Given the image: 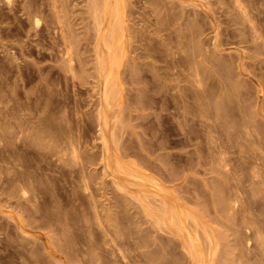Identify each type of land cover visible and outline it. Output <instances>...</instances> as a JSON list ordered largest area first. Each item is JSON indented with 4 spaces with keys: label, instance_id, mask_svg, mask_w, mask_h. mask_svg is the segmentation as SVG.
Wrapping results in <instances>:
<instances>
[{
    "label": "rangeland",
    "instance_id": "1",
    "mask_svg": "<svg viewBox=\"0 0 264 264\" xmlns=\"http://www.w3.org/2000/svg\"><path fill=\"white\" fill-rule=\"evenodd\" d=\"M50 1L12 0V3H8L7 0H0V93L2 92L0 98L3 95L2 99H4L0 106L3 107L7 104L9 106L18 105V109H21V113L18 112V118L23 116L26 119L21 117L20 121L17 119L15 122L24 121L26 123L25 126L33 128L24 127L21 130H17L20 133H24L23 137H21L22 134H18L21 138L18 136V139H11V141L6 139L1 141L0 144L1 146L6 145L0 147V149L4 148L5 153L3 154L10 156L12 161L14 160L13 163L15 162L13 164L8 161H0V175L2 174L0 179H5L6 176L8 178V174L11 172L12 174L15 173V170L17 171L16 174H20L18 172L24 170L23 172L26 171L29 173L26 174L33 178H29L31 182L28 181L30 183L28 185L26 183V186L24 185L28 190L26 194L28 193L29 196L22 194V192L20 193L22 189L19 187L23 188L24 183L14 187L17 191L14 194H19L18 196H13V194L9 196L7 190L5 192L0 190V264H9L10 260H12L10 264H61L62 259H60V262L58 261L62 256L65 260L67 259L64 264H73L68 259V256L70 258L72 253L68 246L71 253L69 252L70 255H67L68 249L66 245L70 241L71 244H75V246L72 244L75 250L71 248L73 253L86 254V256L84 255L86 259L91 255L90 257L96 261L97 259L102 260V262L98 260L102 264H111L110 261L115 258L120 259L122 264H193L187 249L183 245V237L177 231V228L173 224H166L164 219L162 220V217L167 216L164 213L167 207L182 215L184 222L189 225L188 229L193 224L194 230H189L192 231L191 233L194 232L193 234L198 233L194 236L200 237L199 243L201 242L200 245L204 246H202L204 253L207 250L205 249L206 245L211 244L213 248L215 246L214 249L206 246L210 249L207 250L208 253L206 251L207 256L205 254V262L203 264H264V144H262L264 143V129H262L264 128V43H261L262 38L264 39V0L240 1L244 4L243 6H245L246 10L250 12V15H253L251 16L253 21H250V23L247 22L248 20L243 19L245 17L242 16L241 10L239 11L236 0H197L206 3V5L209 3V13L205 10L206 8L188 5V3L186 5L184 2L187 0H124L128 35L125 40V48L121 47L126 50L124 51L123 49L125 53L122 52L125 60L121 57V68L117 65L119 67L117 68V70L119 69L118 81L115 79L116 82L121 81L118 84L121 83L120 85L124 84V86H122V93L117 88L119 93H117L118 96L113 102L114 105L119 100L120 105L117 104L119 107L111 105L112 107L108 108L106 115L108 116V126L106 128L108 130L106 131L113 137V148L114 151L116 148L117 151L115 152L118 153L115 156L117 155V159L121 158L119 161L120 165L121 163L122 165L120 166L114 162L116 161L115 157L111 169H105V162L103 161L100 147V125L97 112L99 104H101V80L98 79L97 75H93L95 74L96 66L94 48L96 40L94 39L97 38V31L90 8L91 3H89L91 0H59L62 7L64 6L63 11L65 14H62V16L65 15L63 17L65 22L63 24L57 23V20H54L55 17H52V8L47 5ZM32 5L33 7L41 8V12L44 10L43 15L41 12L37 13L41 15L36 14L34 16L29 14V11L33 9V7L30 9ZM45 5L47 6L44 7ZM26 6H29V8ZM47 7L51 8V13L47 11ZM64 9L68 11L66 12ZM27 12L28 15L26 14ZM49 15H51V18ZM66 16L67 18H65ZM32 17L41 18L38 26L39 30L35 27V19ZM50 19L54 20L55 23ZM50 21L53 23L52 26ZM251 22L258 27L256 29L258 34H260L259 36H262L261 40L257 39V41L254 38V32L250 29ZM218 28L219 43L223 41L219 44L220 51L213 44ZM64 29L67 32L65 37L62 33ZM65 31L64 33H66ZM40 33L41 35H39ZM62 37L67 40V43ZM66 45L71 47L75 74L69 72L67 66H65L67 65L65 62L67 56L64 54L67 49ZM121 48L119 50L122 51ZM221 49L224 51L222 52ZM120 56L118 55L117 58L120 59ZM207 56L210 57V60ZM223 58H225V61ZM118 62L120 61L118 60ZM241 64L244 65L242 66ZM130 69L133 72H130ZM196 71L200 73L198 78L202 80H205L203 79L204 77L206 78L207 81L205 80L203 85H199L196 80L193 82L194 79H190L196 77L194 75ZM188 85L191 87L189 88ZM234 85L240 86L235 90L232 89ZM202 86L205 87L203 88ZM202 89H207L206 92L210 94L209 96L205 94L209 105L205 101V104L201 105L205 110H208L206 114L208 113L209 115L207 114L206 116L209 118L205 116V119L203 117L204 120L202 119L201 121L196 118L199 123L193 124L188 120L186 121L183 113L187 109H194L200 103H196L193 98L185 97V95L195 96ZM224 90L225 92H223ZM193 92L194 94H191ZM121 94L123 97H120ZM4 96L7 98L5 99ZM124 104L125 106H123ZM201 106L200 108H202ZM110 108H113L112 111ZM76 109L77 111H75ZM187 115L192 117V115ZM1 116L2 114L0 113ZM40 116L44 118L42 122L38 120ZM28 119H32L33 127L31 126L32 123L28 125L31 121L26 122ZM34 124L38 130L36 127L34 128ZM39 125L46 131L45 135V131H41V133L43 132V137H39L41 135ZM207 126L210 127L209 131H207ZM1 128L0 126V133L2 131ZM25 128L28 129L27 132L23 131ZM189 130L192 132L194 130L192 133V136H194L193 140L188 137ZM212 130L213 134H211ZM111 131H113L114 135ZM209 133L211 134L210 137L208 136ZM40 138L43 139L41 140ZM70 139L73 141L75 139V141L73 142ZM22 143L25 145L24 148H30L27 151L28 154L24 153L26 150L23 151V148H21L23 147ZM26 143L29 144L26 145ZM116 145L120 147L121 153L118 152L119 148ZM18 147L21 148V151ZM74 147L78 151H76L78 155L73 152ZM6 148L7 151H5ZM8 148L10 151L18 148L20 153L14 152L11 155ZM242 151H244L243 154ZM15 153L16 157L19 156L17 160ZM18 165L22 166V168L20 169ZM258 165L259 168L257 167ZM137 167L141 168V170ZM14 168L15 170L13 171ZM116 168H122L120 171L123 172L126 169V173L122 172L125 175H120L121 173ZM257 168L261 171L260 173ZM9 169L10 173L7 172ZM133 169L138 174L142 171V175L135 174L133 177ZM142 169L146 170V173H143ZM130 170L132 171L131 175L133 174L131 178V175L129 176ZM147 174L153 179L150 177L148 179ZM136 175L140 179H135ZM152 175L156 177L154 178ZM32 182L36 185H32ZM148 182H152V185L150 183L147 184ZM251 182L252 185H250ZM135 183L142 186L135 187ZM6 184L4 183L3 185L8 187L9 184H7L8 186ZM162 185L165 187H161ZM3 187L0 189H3ZM166 187L168 188L166 189ZM230 187L233 189L231 190ZM16 188L21 190L19 191ZM152 189L153 192L151 191ZM169 190L172 197L169 196ZM30 191L33 193L31 194ZM131 191L135 192L136 195ZM141 193L145 196V199H142ZM150 193V197L154 195L152 198H156V202L152 198L148 199ZM229 193L230 195H228ZM163 196L165 199L167 198L165 202L169 206H166L164 201H162ZM18 200L20 201L19 203ZM144 200H147L148 205L152 207H150L151 209L148 206L149 210H147V204H145L147 202L142 203ZM10 202H12L11 205ZM232 202L235 203L233 204ZM226 203L227 205L229 203V207L232 205L235 210L234 208L232 210V206L230 208L226 207ZM33 204L36 206L35 208ZM26 207L27 209H25ZM159 207L161 209L156 211ZM35 209L36 211H34ZM95 211L99 212L96 213ZM8 212H12L15 216L24 220L30 235L21 232L19 228L17 229L16 221L8 218ZM35 219L37 220L35 221ZM12 223L16 225L13 226ZM214 228L215 230H213ZM67 233L70 237L66 236ZM20 234H22V237ZM23 235L25 238L29 237L27 238L29 241ZM207 236L209 244H207ZM215 239H217L218 244H216ZM203 241L207 242H205L206 245L203 244ZM25 243L26 245L28 244V247ZM76 245H78V248ZM209 251L212 252L210 254L213 257L210 256ZM119 252H122L123 255ZM215 252H217L218 257L214 256ZM58 256L61 257L58 258ZM122 256L126 257L121 259ZM206 257L207 260H210L209 262ZM77 263L80 264V262Z\"/></svg>",
    "mask_w": 264,
    "mask_h": 264
},
{
    "label": "bare ground",
    "instance_id": "2",
    "mask_svg": "<svg viewBox=\"0 0 264 264\" xmlns=\"http://www.w3.org/2000/svg\"><path fill=\"white\" fill-rule=\"evenodd\" d=\"M17 1V0H16ZM34 1V0H33ZM47 1V0H46ZM86 1V0H85ZM88 1H90V0H88ZM183 1V0H182ZM211 1V0H210ZM221 1V0H220ZM235 1V0H234ZM241 0H236V2H237V4H238V9H239V11L241 10V12H242V16H244L245 18H243V19H246V20H248L247 22H249L250 23V21H253V17H251V16H253V15H250V12H248V10H246V8H245V6H243L244 4H242L241 2H240ZM243 1V0H242ZM259 1V0H258ZM7 2L8 3H12V0H7ZM37 2V1H36ZM48 2H49V0H48ZM60 1L59 0H51L50 1V3H47V5L49 6H51V8H52V11L51 12H53V14H52V17L54 16L55 17V19L54 20H57V23H61V24H63V22H65V20H64V16H62V14H65L64 13V11H63V8H64V6L62 7V5L59 3ZM125 1L124 0H91V2H89V3H91V6H90V8H91V10H92V13H93V16H94V23H95V25H96V31H97V38L96 39H94V40H96L95 42H96V44H95V53H96V66H95V74H93V75H97V77H98V79H100L101 81H100V83H101V104H99L100 106H99V109H98V112H97V118H98V122H99V125H100V130H99V138H100V147H101V149H102V158H103V161L105 162V169H111L112 168V166H113V163L115 162L116 164H118V165H120V161H119V159H121L120 157H119V159H117V155L115 156V154H118V153H116L115 151H117L116 150V148H115V151H114V148H113V144H112V141H113V137H111V135H110V133H107V131L106 130H108V129H106L107 128V126H108V116H106L107 115V110H108V108L112 105V106H118L119 107V103L120 102H118L117 101V103L116 104H114L113 105V102H114V100H116V97L118 96L117 95V93H119V92H121L122 91V86H124V84L121 86L120 84H118L119 82H121V81H119V82H116V80L118 81V75H119V72H118V70H117V68H121V60H122V58H123V56H122V52H123V49L125 48V40H126V37H127V35H128V26H127V21H126V12H125V3H124ZM245 2V1H244ZM243 2V3H244ZM249 2V1H248ZM42 3V2H41ZM184 3H186V5H187V3H188V5H193V6H197V7H202V8H206L205 10L207 11V13H209V7H208V4L206 5V3H203V2H199V1H189V0H187V1H185ZM246 3V2H245ZM43 4H46V3H43ZM28 5V4H27ZM34 5V4H33ZM33 5L30 7V9L33 7ZM47 5H45L44 7H46ZM212 5V4H211ZM232 5V4H231ZM62 8H61V7ZM27 8H29V6H26ZM26 7H24V8H26ZM40 7H42V6H40ZM43 7V8H44ZM88 7V6H87ZM191 7V6H190ZM234 7V6H233ZM237 7V6H236ZM51 8H48L47 7V11H49V13H51L50 12V9ZM161 8V7H160ZM235 8V7H234ZM49 9V10H48ZM88 9V8H87ZM183 9V8H182ZM196 9V8H195ZM237 9V10H238ZM256 9V8H255ZM29 10V9H28ZM41 8H36V7H33V9L32 10H30L29 11V14H33L34 16L37 14V13H40L41 12ZM65 11H66V9H64ZM44 11V10H43ZM43 11L41 12V14L43 13ZM68 11V10H67ZM66 11V12H67ZM90 11V10H89ZM199 11V10H198ZM236 11V10H235ZM200 12V11H199ZM212 12V11H211ZM128 13V12H127ZM184 13V12H183ZM239 13V12H238ZM4 14V13H3ZM10 14V13H9ZM25 14V13H24ZM27 15H28V12L26 13ZM41 14H37V15H41ZM43 15V14H42ZM47 16V15H46ZM50 16V18H51V15H49ZM190 16V15H189ZM240 16V15H239ZM242 16H241V18H242ZM11 17V16H10ZM53 17V18H54ZM167 17V16H166ZM261 17V16H260ZM32 18H34V17H32ZM47 18V17H46ZM52 18V19H53ZM65 18H67V16L65 17ZM203 18V17H202ZM239 18V17H238ZM251 18H252V20H251ZM10 19V18H9ZM29 19H30V17H29ZM35 19V22H34V24H35V27H37V29H38V26L40 25V19L39 18H34ZM43 19V18H42ZM52 19H50V20H52ZM240 19V18H239ZM54 20H52V22L54 21ZM64 20V21H63ZM168 20V19H167ZM171 20V19H170ZM169 20V21H170ZM236 21V20H235ZM240 21V20H239ZM47 22H49V21H47ZM92 22V21H91ZM206 22V21H205ZM245 22V21H244ZM244 22H242V23H244ZM41 23H42V20H41ZM50 23H51V21H50ZM54 23H55V21H54ZM158 23H159V21H158ZM22 24V23H21ZM66 24V23H65ZM238 24H239V22H238ZM264 24V23H263ZM42 25V24H41ZM48 25V24H47ZM53 25V23H51V26ZM54 25H56V24H54ZM172 25V24H171ZM210 25V24H209ZM251 31L252 32H254L253 33V36H254V38L257 40V39H259V40H261V38H262V36L260 37L259 35L260 34H258V31H257V29H256V27L257 26H255L254 24H253V22H251ZM163 26V25H162ZM221 26V25H220ZM42 27H43V25H42ZM57 27V26H56ZM197 27V26H196ZM200 27V26H199ZM49 28H50V26H49ZM48 28V29H49ZM258 28V27H257ZM30 29V28H29ZM72 29V28H71ZM93 29V28H92ZM130 29V28H129ZM165 29H166V27H165ZM28 30V29H27ZM39 30V29H38ZM38 30H36V31H38ZM51 30V29H50ZM55 30V29H54ZM59 30V29H58ZM44 31V30H43ZM43 31H41V32H43ZM64 31H65V29H64ZM64 31L62 32L63 33V36L65 37L66 35L65 34H67V32L66 33H64ZM92 31V30H91ZM221 31V30H220ZM50 32V31H49ZM38 33V32H37ZM221 33V32H220ZM29 34V33H28ZM44 34V33H43ZM49 34V33H48ZM38 35V34H37ZM39 35H41V33L39 34ZM38 35V36H39ZM54 35V34H53ZM95 35V34H94ZM218 36H219V28L217 29V32H216V38H215V42H213V44H214V46H215V48L218 50V51H220V45L219 44H221V42H223V41H220V43H219V39H218ZM48 37V36H47ZM74 37V36H73ZM95 37V36H94ZM222 37V36H221ZM42 38V37H41ZM63 38V37H62ZM131 38H132V36H131ZM170 38V37H169ZM188 38V37H187ZM240 38V37H239ZM52 39H53V36H52ZM65 38H63V40H64ZM72 39V38H71ZM134 39V38H133ZM171 39V38H170ZM221 39V38H220ZM254 39V40H255ZM62 40V39H61ZM262 40H264L263 38H262ZM262 40H261V43H264V41L262 42ZM65 41H66V43H67V40L65 39ZM176 41V40H175ZM180 41V40H179ZM198 42H199V40H197ZM258 41V40H257ZM43 42V41H42ZM51 42V41H50ZM53 42V41H52ZM57 42V41H56ZM129 42V41H128ZM161 42V41H160ZM260 42V41H259ZM65 43V44H66ZM229 43V42H228ZM45 44V43H44ZM156 44V43H155ZM176 44H178V43H176ZM223 44V43H222ZM46 45H47V43H46ZM122 45V46H121ZM154 45V44H153ZM165 45V44H164ZM163 45V46H164ZM186 45V44H185ZM225 45V44H224ZM51 46V45H50ZM152 46V45H151ZM222 46V45H221ZM258 46V45H257ZM261 46H263V45H261ZM43 47V46H42ZM41 47V48H42ZM64 47V46H63ZM121 47H124V48H121ZM131 47V46H130ZM165 47V46H164ZM187 47V46H186ZM260 47V46H259ZM66 52L64 53L66 56H67V60L65 61L66 63H67V65H65V66H67V69H68V71L69 72H72V74H75V66H74V58L72 57V52H71V47H70V45H66ZM122 49V51L121 50H119V49ZM134 48V47H133ZM151 48V47H150ZM46 49V48H45ZM48 49V48H47ZM50 49V48H49ZM131 49V48H130ZM169 49H171L170 47H169ZM173 49V48H172ZM188 49H190V48H188ZM256 49H258V48H256ZM261 49H262V47H261ZM132 50V49H131ZM233 50V49H232ZM39 51V50H38ZM119 51H121L120 53H119ZM124 51H126L125 49H124ZM188 51V50H187ZM207 51V50H206ZM221 51L223 52L224 50H222L221 49ZM44 52V51H43ZM52 52V51H51ZM156 52V51H155ZM167 52V51H166ZM196 52V51H195ZM194 52V53H195ZM227 52V51H226ZM39 53V52H38ZM63 53V52H62ZM119 53V54H118ZM123 53H125V52H123ZM159 53V52H158ZM175 53V52H174ZM190 53V52H189ZM198 53V52H197ZM207 53H208V51H207ZM219 53V52H218ZM232 53V52H231ZM230 53V54H231ZM234 53V52H233ZM40 54V53H39ZM52 54H53V52H52ZM120 54H121V56H120ZM133 54V53H132ZM168 54V53H167ZM216 54H217V52H216ZM119 55L120 57V59H118L117 58V56ZM155 55V54H154ZM169 55H170V53H169ZM188 55V54H187ZM197 55H199V54H197ZM196 55V56H197ZM212 55V54H211ZM218 55V54H217ZM229 55V54H228ZM231 55H233V54H231ZM124 56H125V54H124ZM127 56H128V54H127ZM149 56H151L150 54H149ZM167 56V55H166ZM190 56H192V55H190ZM209 56H210V54H209ZM227 56V55H226ZM238 56V55H237ZM15 57H16V55H15ZM54 57V56H53ZM122 57V58H121ZM168 57V56H167ZM174 57V56H173ZM208 57V56H207ZM221 57V56H220ZM223 57V56H222ZM232 57V56H231ZM115 58H117V60H115ZM165 58V57H164ZM179 58V57H178ZM195 58V57H194ZM209 58V60H210V57H208ZM226 58V57H225ZM225 58H223L224 59V61H225ZM233 58H235L234 56H233ZM237 58V57H236ZM2 59V58H1ZM124 60H125V57L123 58ZM215 59V58H214ZM118 60L120 61V62H118ZM129 60H131V59H129ZM172 60V59H171ZM178 60V59H177ZM208 60V61H209ZM220 60V59H219ZM238 60V59H237ZM245 60V59H244ZM168 61V60H167ZM170 61V60H169ZM175 61V60H174ZM180 61H181V58H180ZM186 61H187V59H186ZM199 61V60H198ZM212 61V60H211ZM243 61V60H242ZM241 61V62H242ZM126 62V61H125ZM128 62V61H127ZM176 63H177V61H175ZM182 62H184L183 60H182ZM76 63V62H75ZM115 63H117V64H115ZM129 63H131V62H129ZM173 63V62H172ZM185 63V62H184ZM188 64H189V62H187ZM209 63V62H208ZM213 63V62H212ZM211 63V64H212ZM171 64V63H170ZM186 64V63H185ZM201 64V63H200ZM232 64H233V62H232ZM36 65V64H35ZM34 65V66H35ZM117 65H119V67L117 66ZM121 65V66H120ZM181 65V64H180ZM180 65H178V66H180ZM215 65V64H214ZM226 65V64H225ZM242 65V64H241ZM244 65V64H243ZM242 65V66H243ZM140 66V65H139ZM173 66V65H172ZM184 66V65H183ZM186 66V65H185ZM189 66V65H188ZM211 66V65H210ZM43 67V66H42ZM53 67V66H52ZM93 67V66H92ZM141 67V66H140ZM191 67V66H190ZM26 68V67H25ZM139 68V67H138ZM220 68V67H219ZM222 68V67H221ZM242 68V67H241ZM66 69V68H65ZM91 69V68H90ZM133 69V68H132ZM172 69V68H171ZM190 69V68H189ZM203 69V68H202ZM223 69V68H222ZM229 69V68H228ZM9 70V69H8ZM131 70V69H130ZM134 70V69H133ZM133 70H131L130 72H133ZM151 70L152 71H154L152 68H151ZM167 70V69H166ZM169 70V69H168ZM195 70V69H194ZM230 70V69H229ZM233 70H234V68H233ZM243 70V69H242ZM35 71V70H34ZM59 71H60V69H59ZM94 71H93V73H94ZM180 71V70H179ZM183 71V70H182ZM193 71V70H192ZM224 71V70H223ZM235 71V70H234ZM78 72V71H77ZM121 72V71H120ZM122 72H123V70H122ZM121 72V73H122ZM233 72V71H232ZM33 73V72H32ZM42 73V72H41ZM51 73V72H50ZM136 73H138V72H136ZM169 73V72H168ZM189 73V72H188ZM193 73V72H192ZM191 73V74H192ZM131 74V73H130ZM194 74V73H193ZM199 71H196V73L194 74L196 77H194V78H190V79H194L193 80V82L196 80L197 81V83L199 84V85H203V82L206 80V78L204 77H202L203 79H205V80H202L201 78H198L199 77ZM202 74V73H201ZM236 74V73H235ZM13 75V74H12ZM50 75V74H49ZM123 75H124V73H123ZM134 75V74H133ZM144 75V74H143ZM168 75V74H167ZM190 75V74H189ZM206 75V74H205ZM210 75V74H209ZM223 75V74H222ZM226 75V74H225ZM59 76V75H58ZM137 76V75H136ZM164 76V75H163ZM171 76V75H170ZM178 76V75H177ZM193 76V75H192ZM203 76V75H202ZM212 76V75H211ZM236 76V75H235ZM1 77V76H0ZM94 77V76H93ZM133 77H135V76H133ZM141 77V76H140ZM157 77V76H156ZM172 77V76H171ZM226 77V76H225ZM220 78V77H219ZM235 78V77H234ZM95 79H97V78H95ZM116 79V80H115ZM135 79V78H134ZM139 79V78H138ZM144 79H145V76H144ZM171 79V78H170ZM186 79V78H185ZM44 80V79H43ZM125 80V79H124ZM129 80V79H128ZM137 80V79H136ZM141 80V79H140ZM156 80V79H155ZM159 80V79H158ZM167 80V79H166ZM133 81V80H132ZM138 81V80H137ZM160 81V80H159ZM207 81V80H206ZM47 82V81H46ZM144 82V81H143ZM209 82V81H208ZM228 82V81H227ZM241 82V81H240ZM27 83V82H26ZM45 83V82H44ZM147 83V82H146ZM156 83V82H155ZM154 83V84H155ZM210 83V82H209ZM236 83V82H235ZM16 84V83H15ZM97 84H98V82H97ZM186 85V84H185ZM195 85H196V82H195ZM230 85V84H229ZM40 86V85H39ZM96 86H98V85H96ZM153 86V85H152ZM160 86V85H159ZM165 86V85H164ZM194 86V85H193ZM240 86V85H239ZM239 86H237V85H234V86H232V89H235V90H237L238 88H239ZM43 87V86H42ZM100 87V86H99ZM169 87V86H168ZM188 87H189V85H188ZM187 87V88H188ZM191 87V86H190ZM189 87V88H190ZM203 88L205 87V86H202ZM219 87H220V85H219ZM228 87H231V86H228ZM234 87V88H233ZM245 87V86H244ZM9 88V87H8ZM117 88H119L118 90H119V92H117L118 90H117ZM137 88V87H136ZM164 88V87H163ZM183 88H186V87H183ZM209 88V87H208ZM22 89H24V88H22ZM98 89V88H97ZM150 89V88H149ZM153 89V88H152ZM159 89V88H158ZM170 89V88H169ZM198 90H199V88H197ZM230 89V88H229ZM228 89V90H229ZM243 89V88H242ZM11 90V89H10ZM42 90V89H41ZM191 90H192V88H191ZM198 90H196V91H198ZM206 90L207 89H202V91H200V92H197V94L195 95V96H193V95H190V94H186L185 95V97H188V98H193L194 100H195V102L196 103H198L200 106L201 105H204L205 103H204V101L205 102H207V104H208V101H206L207 100V96H205V94H208L207 92H206ZM246 90V89H245ZM1 91V90H0ZM29 91V90H28ZM43 91V90H42ZM139 91V90H138ZM143 91V90H142ZM149 91V90H148ZM160 91H161V89H160ZM165 91V90H164ZM188 91V90H187ZM190 91V90H189ZM215 91V90H214ZM230 91V90H229ZM38 92V91H37ZM45 92V91H44ZM152 92V91H151ZM159 92V91H158ZM165 92H167V91H165ZM204 92H206V93H204ZM219 92V91H218ZM218 92H217V94H218ZM223 92H225V90L223 91ZM122 93V92H121ZM173 93V92H172ZM0 94H2V92L0 93ZM4 94V93H3ZM38 94V93H37ZM171 94V93H170ZM191 94H194V92L193 93H191ZM231 94H232V92H231ZM234 94H236L235 92H234ZM6 95V94H5ZM24 95V94H23ZM40 95V94H39ZM156 95V94H155ZM169 95V94H168ZM210 94H208V96H209ZM12 96V95H11ZM122 96V94L120 95V97ZM222 96V95H221ZM228 96V95H227ZM233 96V95H232ZM0 97H1V95H0ZM29 97V96H28ZM123 97V96H122ZM162 97V96H161ZM171 97V96H170ZM184 97V96H183ZM224 97V96H223ZM2 98H3V95H2ZM2 98H0V105H1V103L2 102H4V99H2ZM4 98H5V96H4ZM7 98V97H6ZM5 98V99H6ZM18 98H20V97H18ZM37 98V97H36ZM157 98V97H156ZM167 98V97H166ZM209 98H211V97H209ZM208 98V99H209ZM222 98V97H221ZM2 99V100H1ZM62 99V98H61ZM119 99V98H118ZM184 99H186V98H184ZM16 101H17V99H15ZM21 100H22V98H21ZM32 100V99H31ZM36 100V99H35ZM39 100V99H38ZM44 100V99H43ZM158 100V99H157ZM161 100H163V99H161ZM169 100V99H168ZM178 100V99H177ZM176 100V101H177ZM194 100H192V101H194ZM34 101V100H33ZM42 101V100H41ZM99 101V100H98ZM165 101V100H164ZM175 101V102H176ZM218 101V100H217ZM6 102V101H5ZM28 102V101H27ZM134 102V101H133ZM151 102V101H150ZM181 102V101H180ZM210 102V101H209ZM212 102H214V101H212ZM235 102V101H234ZM7 103V102H6ZM5 103V104H6ZM18 104H20L19 102H17ZM41 103V102H40ZM43 103V102H42ZM44 103H46V102H44ZM141 103V102H140ZM155 103V102H154ZM16 104V103H15ZM39 104V103H38ZM117 104H119V105H117ZM213 104V103H212ZM218 104V103H217ZM35 105V104H34ZM196 106V107H194V109L195 108H197V107H199L198 109H195V110H197V111H195L194 109H187V110H185V113H183V115H184V117H185V119H186V121L188 120V121H190V122H192L193 124L194 123H199L198 121L200 120H202L203 119V117H204V119H205V116L208 114H206V112L208 111V110H205V108H203L202 106V108H200V106ZM209 105V104H208ZM220 105V104H219ZM223 105V104H222ZM3 106V105H2ZM18 106V105H17ZM16 105H12V106H9L8 104L7 105H5V106H3V107H1L0 106V113L2 114V116L0 117V121H2V123H0V126L2 127L1 129H2V131H1V133H0V144H1V141H4V140H10L11 141V139H18L19 137H20V135L22 134V136L21 137H23V134L24 133H20L19 131H17V130H21V129H23L24 127H27V125L25 126V122L24 121H21V122H15V120L17 121V119H19L18 121H20V118L21 117H23V116H19L20 118H18V112H20V110L18 109V107H17ZM25 106V105H24ZM45 106V105H44ZM64 106H65V104H64ZM67 106V105H66ZM111 106V107H112ZM123 106H125V104L123 105ZM28 107V106H27ZM40 107V106H39ZM46 107V106H45ZM143 107V106H142ZM166 107V106H165ZM176 107H177V105H176ZM205 107V106H204ZM225 107V106H224ZM19 108H23V107H19ZM43 108V107H42ZM125 108V107H124ZM163 108V107H162ZM191 108V107H190ZM193 108V107H192ZM30 109V108H29ZM111 109V108H110ZM113 109V108H112ZM112 109H111V111H112ZM212 109V108H211ZM216 109H217V106H216ZM219 109V108H218ZM221 109H222V107H221ZM19 110V111H18ZM42 110V109H41ZM44 110V109H43ZM51 110V109H50ZM119 110V109H118ZM193 110V111H192ZM213 110V109H212ZM227 110V109H226ZM225 110V111H226ZM262 110V109H261ZM75 111H77V109L75 110ZM96 111V110H95ZM218 111V110H217ZM43 112V111H42ZM45 112V111H44ZM177 112V111H176ZM196 112V113H195ZM21 113V112H20ZM28 113V112H27ZM115 113V112H114ZM219 113V112H218ZM33 114V113H32ZM111 114V113H110ZM121 114V113H120ZM160 114V113H159ZM187 114H189V115H192V117L190 116V117H188V115ZM220 114V113H219ZM27 115V114H26ZM78 115V114H77ZM115 115V114H114ZM161 115V114H160ZM173 115V114H172ZM209 115V114H208ZM30 116V115H29ZM221 116V115H220ZM231 116V115H230ZM43 117H44V115H43ZM41 118V116L39 117V119L38 120H41L40 122H42V119H44V118ZM96 117V116H95ZM115 117V116H114ZM173 117V116H172ZM208 116H206V118H207ZM214 117V116H213ZM23 118H25V117H23ZM36 118V117H35ZM199 119L198 121H197V119ZM209 118V117H208ZM212 118V117H211ZM26 119V118H25ZM203 119V120H204ZM14 120V121H13ZM22 120V119H21ZM32 120V119H31ZM31 120H26V122H30ZM114 120V119H113ZM208 120V119H207ZM226 120V119H225ZM224 120V121H225ZM44 121V120H43ZM110 121V120H109ZM176 121V120H175ZM234 121V120H233ZM32 123V121L30 122V123H28V125L29 124H31ZM36 123V122H35ZM205 123V122H204ZM210 123V122H209ZM224 123V122H223ZM38 124H40V123H38ZM44 124V123H43ZM184 124V123H183ZM185 124H187V123H185ZM203 124V123H202ZM207 124V123H206ZM220 124V123H219ZM226 124H227V122H226ZM230 124H232V123H230ZM235 124V123H234ZM180 125V124H179ZM189 125V124H188ZM31 126L33 127V123L31 124ZM181 126V125H180ZM231 126V125H230ZM30 126H28L27 128H29ZM36 127V129L38 130V128H37V126H35V124H34V128ZM39 127H40V125H39ZM153 127V126H152ZM188 127V126H187ZM196 127V126H195ZM194 127V128H195ZM203 127V126H202ZM204 127H205V125H204ZM218 127H219V125H218ZM217 127V128H218ZM224 127H226V126H224ZM259 127V126H258ZM257 127V128H258ZM27 128H25V130H23L24 132H27ZM41 128V127H40ZM46 128V127H45ZM110 128V127H109ZM181 128H183V127H181ZM190 128V127H189ZM207 128H208V130L207 131H209V129H210V127H208L207 126ZM216 128V129H217ZM220 128H222V127H220ZM230 128V127H229ZM29 129H33V128H29ZM36 129H34L35 131H36ZM42 129V130H41ZM41 129H39L40 130V134L42 135V133L45 131L44 129H43V127L41 128ZM67 129H69V128H67ZM153 129V128H152ZM192 129V128H191ZM203 129V128H202ZM233 129V128H232ZM231 129V130H232ZM238 129V128H237ZM262 129H264V128H262ZM262 129H260V130H262ZM44 130V131H43ZM98 130V129H97ZM109 130H111V129H109ZM112 130H113V128H112ZM196 130V129H195ZM218 130V129H217ZM220 130V129H219ZM222 130H223V128H222ZM41 131H43L42 133H41ZM50 131V130H49ZM48 131V132H49ZM203 131V130H202ZM233 131V130H232ZM258 131H259V129H258ZM50 132H52V131H50ZM55 132V131H54ZM110 132V131H109ZM112 133H113V131H111ZM187 132V131H186ZM193 132H194V130H193ZM191 130H189V132H188V137L190 138V139H192L193 140V137L194 136H192V133H193ZM222 132V131H221ZM38 133H39V131H38ZM38 133H36V134H38ZM111 133V134H112ZM180 133V132H179ZM199 133V132H198ZM226 133V132H225ZM258 133H260V132H258ZM18 134H20V135H18ZM46 134V131H45V133H44V135ZM49 134H51V133H49ZM117 134H119V133H117ZM211 134H213V130H212V133ZM210 133H209V137H210V135H211ZM217 134V133H216ZM216 134H214V135H216ZM39 135V134H38ZM37 135V136H38ZM39 136V137H43V135L42 136ZM113 135H114V133H113ZM19 136V137H18ZM32 136V135H31ZM48 136V135H47ZM56 136V135H55ZM60 136V135H59ZM197 136V135H196ZM218 137H219V135H217ZM222 136V135H221ZM235 136V135H234ZM20 137V138H21ZM33 137V136H32ZM31 137V138H32ZM63 137V136H62ZM187 137V138H188ZM237 137H238V135H237ZM30 138V139H31ZM36 138V137H35ZM213 138V137H212ZM239 138V137H238ZM26 139V138H25ZM28 139V138H27ZM34 139V138H33ZM41 139V138H40ZM43 139V138H42ZM41 139V140H42ZM46 139V138H45ZM50 139V138H49ZM56 139V138H55ZM180 139V138H179ZM197 139V138H196ZM198 139H199V137H198ZM211 139V138H210ZM209 139V140H210ZM223 139V138H222ZM227 139H229V138H227ZM235 139V138H234ZM237 139V138H236ZM37 140H38V137H37ZM47 140V139H46ZM53 140V139H52ZM70 140H72V139H70ZM189 140V139H188ZM213 140V139H212ZM13 141V140H12ZM24 141V140H23ZM33 141V140H32ZM35 141V140H34ZM73 141V140H72ZM74 141H75V139H74ZM73 141V142H74ZM163 141V140H162ZM190 141V140H189ZM195 141V140H194ZM199 141V140H198ZM214 141V140H213ZM253 141V140H252ZM36 142V141H35ZM71 142V141H70ZM72 142V143H73ZM191 142V141H190ZM193 142V141H192ZM196 142H197V140H196ZM217 142V141H216ZM219 142H220V140H219ZM228 142V141H227ZM230 142V141H229ZM38 143V142H37ZM42 143V142H41ZM125 143V142H124ZM195 143V142H194ZM226 143V142H225ZM259 143H260V139H259ZM17 144V143H16ZM20 144H21V142H20ZM29 144V143H28ZM27 143H26V145H28ZM39 144V143H38ZM52 144V143H51ZM54 144H55V142H54ZM117 144V143H116ZM216 144V143H215ZM254 144V143H253ZM258 144V143H257ZM262 144H264V143H262ZM22 145H23V147H21V148H23V151H25L26 150V152H24V153H27V151L28 150H30V148L28 149V148H24V144L22 143ZM36 145V144H35ZM58 145V144H57ZM75 145V144H74ZM161 145V144H160ZM164 145V144H163ZM213 145V144H212ZM225 145V144H224ZM242 145V144H241ZM248 145V144H247ZM3 147L4 146H6V145H2ZM1 145H0V147H2ZM18 146V145H17ZM20 146V145H19ZM40 146H42V145H40ZM53 146V145H52ZM56 146V145H55ZM117 147H118V145H116ZM122 146V145H121ZM218 146H220V145H218ZM233 146V145H232ZM264 146V145H263ZM31 147V146H30ZM58 147V146H57ZM71 147V146H70ZM94 147V146H93ZM115 147V146H114ZM161 147V146H160ZM225 147V146H224ZM245 147V146H244ZM257 147V146H256ZM18 148H20V147H18ZM18 148H17V150H15V149H12L11 151L9 150V148H8V151H10V154L11 155H13V153L14 152H18ZM21 148H20V151H21ZM36 148V147H35ZM53 148V147H52ZM119 148V153H121L120 152V147H118ZM129 148V147H128ZM215 148H216V146H215ZM227 148V147H226ZM231 148V147H230ZM240 148V147H239ZM248 148V147H247ZM255 148V147H254ZM262 148V147H261ZM261 148H260V150H261ZM56 150H58V148H56ZM55 150V151H56ZM60 150V149H59ZM74 151L73 152H75V154H77L76 153V148L74 147V149H73ZM5 151H7V148H6V150ZM38 151V150H37ZM215 151V150H214ZM217 151V150H216ZM222 151V150H221ZM232 151V150H231ZM240 151V150H239ZM254 151V150H253ZM259 151V150H258ZM72 152V153H73ZM78 152V151H77ZM225 152H226V150H225ZM238 152V151H237ZM243 152L244 151H242V154H243ZM3 153H5L4 152V148H2V149H0V161H8L9 163H13V161H12V159L10 158V156H6V155H4ZM16 153H15V158H16V160L18 159V157H16ZM18 153H20V152H18ZM32 153V152H31ZM134 153V152H133ZM236 153V152H235ZM246 153V152H245ZM244 153V154H245ZM261 153V152H260ZM28 154V153H27ZM37 154H39L38 152H37ZM74 154V155H75ZM126 154V153H125ZM135 154V153H134ZM229 154V153H228ZM234 154V153H233ZM239 154V153H238ZM26 155V154H25ZM54 155V154H53ZM60 155H61V153H60ZM78 155V154H77ZM130 155V154H129ZM255 155V154H254ZM262 155H263V152H262ZM27 156V155H26ZM119 156V155H118ZM136 156V155H135ZM201 156V155H200ZM253 156V155H252ZM13 157V156H12ZM23 157V156H22ZM37 157V156H36ZM116 157V161H114L113 162V160H114V158ZM122 157H124V155H122ZM228 157V156H227ZM239 157V156H238ZM244 157V156H243ZM245 157H246V155H245ZM257 157V156H256ZM15 158H13V159H15ZM30 158H31V156H30ZM41 158V157H40ZM49 158V157H48ZM80 158V157H79ZM93 158V157H92ZM125 159V158H124ZM214 159V158H213ZM15 160V161H16ZM26 160V159H25ZM35 160V159H34ZM135 160H136V158H135ZM216 160V159H215ZM234 160H235V158H234ZM258 160V159H257ZM10 161H12V162H10ZM80 161V160H79ZM248 161H249V159H248ZM261 161V160H260ZM2 162V163H3ZM7 162V163H8ZM25 162V161H24ZM31 162V161H30ZM97 162V161H96ZM137 162H138V160H137ZM143 162V161H142ZM148 162V161H147ZM215 162V161H214ZM232 162V161H231ZM258 162V161H257ZM15 163V162H14ZM13 163V164H14ZM34 163V162H33ZM37 163V162H36ZM81 163V162H80ZM126 163V162H125ZM255 163V162H254ZM253 163V164H254ZM17 164V163H16ZM20 164V163H19ZM22 164V163H21ZM50 164V163H49ZM124 164V163H123ZM236 164H238V163H236ZM235 164V165H236ZM250 164V163H249ZM262 164V163H261ZM81 165V164H80ZM121 165H122V163H121ZM120 165V166H121ZM132 165V164H131ZM142 165V164H141ZM257 165V164H256ZM263 165V164H262ZM2 166V165H1ZM19 166V165H18ZM25 166V165H24ZM46 166V165H45ZM50 166V165H49ZM128 166H130V165H128ZM136 166H138V165H136ZM239 166V165H238ZM248 166V165H247ZM254 166V165H253ZM6 167V166H5ZM7 167H9V166H7ZM11 167V166H10ZM13 167V166H12ZM17 167V166H16ZM20 167V166H19ZM122 167H125V166H122ZM152 167V166H151ZM237 167V166H236ZM258 168H259V165L257 166ZM22 168V166L20 167V169ZM34 168V167H33ZM42 168H44V167H42ZM84 168V167H83ZM129 168V167H128ZM137 168H139V167H137ZM156 168V167H155ZM154 168V169H155ZM257 168V170H259ZM2 169V168H1ZM7 169V168H6ZM5 169V170H6ZM25 169H27L26 167H25ZM35 169V168H34ZM50 169V168H49ZM117 169V168H116ZM122 169V168H121ZM121 169H117V171L118 172H120L121 174L120 175H122L123 173H126L125 171H126V169H125V171L123 172V171H120ZM130 169V168H129ZM136 169V168H135ZM140 170H141V168H139ZM145 169V168H144ZM152 169V168H151ZM157 169V168H156ZM248 169V168H247ZM4 170V171H5ZM15 170V168L13 169V171ZM19 170V169H18ZM28 170V169H27ZM56 170V169H55ZM124 170V169H123ZM132 170V169H131ZM130 170V171H131ZM137 170V169H136ZM136 170H134L133 169V171H134V175H133V177L135 176V174H137V175H139V174H141V172L138 174L137 173V171ZM143 170V169H142ZM238 170V169H237ZM249 170V169H248ZM253 170H254V168H253ZM3 171V172H4ZM20 171V170H19ZM24 171V170H23ZM23 171H21V172H23ZM78 171H80V170H78ZM144 172L143 173H146L145 171L146 170H143ZM149 171V170H148ZM246 171V170H245ZM7 172L8 173H10V169H9V171L7 170ZM15 173H13L12 174V172L10 173V174H8V178H7V176H6V178L5 179H0V181H1V183H0V186L1 185H3L4 183H7V184H9V186L8 187H6V186H1V187H3V189H0V190H3L4 192L7 190V192H8V194H9V196H10V194H13V196L14 195H17L16 193L14 194V192L16 191L15 190V188L14 187H18L19 186V184L21 185V184H23V188L22 187H19V188H21V189H19V188H16V189H19V191H20V193L22 192V194H26V191L28 192V190H27V188L25 187L26 186V183H27V185L31 182L30 180L31 179H33V178H31L32 176H28L27 174H29V173H27L26 171L25 172H23V173H21V172H18V173H20V174H16V170L14 171ZM37 172V171H36ZM65 172V171H64ZM111 172H112V170H111ZM123 172V173H122ZM261 171L259 170V173H260ZM27 173V174H26ZM104 173V172H103ZM131 173H132V171L130 172V174H129V176L131 175ZM237 173V172H236ZM248 173V172H247ZM251 173H252V171H251ZM258 173V174H259ZM12 174V175H11ZM78 174V173H77ZM114 174V173H113ZM159 174V173H158ZM157 174V175H158ZM246 174V173H245ZM254 174V173H253ZM252 174V175H253ZM2 175V174H1ZM0 175V178H2V176ZM4 175V174H3ZM6 175V174H5ZM49 175V174H48ZM123 175H125V174H123ZM132 175L130 176V178L132 177ZM136 175V176H137ZM142 175V174H141ZM159 175H161V174H159ZM233 175V174H232ZM248 175V174H247ZM47 176V175H46ZM82 176V175H81ZM115 176V175H114ZM144 176H145V174H144ZM143 176V177H144ZM147 177H148V179H149V174H147L146 175ZM152 176H154V175H152ZM250 176V175H249ZM256 176V175H255ZM3 177H5V176H3ZM156 176H154V178H155ZM171 177V176H170ZM174 177V176H173ZM251 177V176H250ZM254 177V176H253ZM29 178H31L30 180H29ZM40 178V177H39ZM53 178V177H52ZM129 178V177H128ZM150 178H152V177H150ZM256 178V177H255ZM46 179V178H45ZM118 179V178H117ZM135 179H140V177L139 176H137ZM145 179V178H144ZM153 179V178H152ZM258 179V178H257ZM86 180V179H85ZM130 180V179H129ZM233 180V179H232ZM28 181H30L29 183H28ZM36 181V180H35ZM43 181V180H42ZM82 181V180H81ZM135 181V180H134ZM137 181V180H136ZM152 181V180H151ZM156 181H157V178H156ZM167 181V180H166ZM258 181V180H257ZM3 182V183H2ZM143 182V181H142ZM172 182V181H171ZM229 182V181H228ZM232 182V181H231ZM235 182H236V180H235ZM261 182V181H260ZM48 183V182H47ZM117 183V182H116ZM126 183H128V182H126ZM151 184L152 185V182H148L147 184ZM162 183V182H161ZM169 183V182H168ZM242 183V182H241ZM40 184V183H39ZM87 184V183H86ZM130 184V183H129ZM129 184H127L128 186H129ZM163 184V183H162ZM237 184H239L238 182H237ZM245 184V183H244ZM25 185V186H24ZM32 185H36V184H33V182H32ZM41 185V184H40ZM52 185V184H51ZM132 185H133V182H132ZM165 185V184H164ZM164 185H162L161 187H163ZM228 185V184H227ZM230 185V184H229ZM250 185H252V182H251V184ZM260 185V184H259ZM29 186H31V185H29ZM44 186V185H43ZM136 186H142V185H137L136 183H135V187ZM146 186V185H145ZM154 186H155V184H154ZM153 186V187H154ZM160 186V185H159ZM158 186V187H159ZM166 186V185H165ZM164 186V187H165ZM0 187V188H1ZM25 187V188H24ZM35 187V186H34ZM38 187H40V186H38ZM134 187V186H133ZM152 187V188H153ZM160 187V188H161ZM163 187V188H164ZM229 187V186H228ZM13 188H14V190H13ZM32 188H33V186H32ZM37 188V187H36ZM88 188V187H87ZM142 188V187H141ZM147 188V187H146ZM155 188H157V187H155ZM168 187H166V189H167ZM231 188V187H230ZM30 189V188H29ZM39 189H41V188H39ZM89 189V188H88ZM133 189V188H132ZM171 189V188H170ZM233 188H231V190H232ZM236 189H237V187H236ZM129 190V189H128ZM165 190V189H164ZM163 190V191H164ZM229 190V189H228ZM19 191H18V193H19ZM139 191H140V189H139ZM152 192H153V189L151 190ZM157 191V190H156ZM247 191V190H246ZM2 192V191H1ZM17 192V191H16ZM31 192V191H30ZM132 192V191H131ZM138 192V191H137ZM144 192V191H143ZM145 192H147V191H145ZM161 192H162V190L160 191V194H161ZM168 192V191H167ZM166 192V194L168 195V193L170 194L169 196H171V193H170V190H169V192L167 193ZM232 192V191H231ZM3 193V192H2ZM2 193H1V195H2ZM33 192H31V194H32ZM37 193V192H36ZM134 195H136L135 194V192H132ZM233 193V192H232ZM259 193V192H258ZM263 193V192H262ZM6 195H7V193H5ZM88 194V193H87ZM146 194V193H145ZM148 194V193H147ZM234 194H235V192H234ZM254 194V193H253ZM19 195V194H18ZM17 195V196H18ZM26 195H28V193L26 194ZM94 195V194H93ZM141 195L143 196L142 197V199L144 198L145 199V196L141 193ZM224 195V194H223ZM228 195H230V193L228 194ZM258 195H260V194H258ZM3 196V195H2ZM29 196V195H28ZM35 196V195H34ZM37 196V195H36ZM43 196V195H42ZM151 196V193L148 195V199L149 198H152V197H150ZM158 196V195H157ZM232 196H234V195H232ZM255 196V195H254ZM4 197V196H3ZM25 197V196H24ZM57 197V196H56ZM172 197V196H171ZM180 197V196H179ZM10 198V197H9ZM26 199H28L27 197H25ZM25 198H23V199H25ZM39 198V197H38ZM169 198V197H168ZM229 198V197H228ZM260 198V197H259ZM8 199V198H7ZM7 199H5V201H7ZM25 199V200H26ZM57 199V198H56ZM92 199V198H91ZM93 199H94V197H93ZM154 198H152V200H153ZM156 199V198H155ZM154 199V200H155ZM167 199V198H166ZM165 198H164V196H163V198H162V201H164V203H165V205L166 206H169L168 204H166V202H165V200H166ZM170 199V198H169ZM168 199V200H169ZM232 199H234V198H232ZM231 199V200H232ZM257 199V198H256ZM4 200V199H3ZM29 200V199H28ZM34 200V199H33ZM35 200H38V199H35ZM41 200H42V198H41ZM45 200H46V198H45ZM160 200V199H159ZM158 200V201H159ZM174 200V199H173ZM10 201H11V199H10ZM92 201V200H91ZM234 201V200H233ZM257 201V200H256ZM259 201V200H258ZM264 201V200H263ZM20 201L18 200V203H19ZM32 202V201H31ZM30 202V203H31ZM34 202V201H33ZM51 202V201H50ZM145 203V202H147V200L145 201H142V203ZM155 202H156V200H155ZM223 202V201H222ZM229 202H231L230 200H229ZM248 202V201H247ZM253 202V201H252ZM251 202V203H252ZM42 203V202H41ZM160 203V202H159ZM233 203V202H232ZM235 203V202H234ZM233 203V204H234ZM12 204V202H10V205ZM34 204H36V203H34ZM34 204H33V206H34ZM46 204V203H45ZM50 204V203H49ZM145 204H147V206H146V208H148V206H149V208L151 207L150 205H148V202L147 203H145ZM154 204V203H153ZM157 204V203H156ZM161 204V203H160ZM225 204V203H224ZM8 205V204H7ZM17 205V204H16ZM27 205H29V204H27ZM32 205V204H31ZM92 205V204H91ZM165 205H164V208H165ZM175 205V204H174ZM226 205H227V203H226ZM228 205H229V203H228ZM226 206V207H228V208H230L232 205H230V207L229 206ZM24 206V205H23ZM22 206V207H23ZM59 206H61V205H59ZM155 206V205H154ZM171 207H173L172 205H170ZM177 206V205H176ZM189 206V205H188ZM5 207V206H4ZM25 207V206H24ZM31 207V206H30ZM36 206H34V208H35ZM54 207V206H53ZM90 207V206H89ZM94 207V206H93ZM156 207V206H155ZM243 207V206H242ZM7 208V207H6ZM29 208V207H28ZM46 208V207H45ZM95 208V207H94ZM149 208L147 209V210H149ZM152 208V207H151ZM150 208V209H151ZM157 208V207H156ZM174 208V207H173ZM176 208V207H175ZM178 208V207H177ZM233 206H232V210H233ZM247 208V207H246ZM245 208V209H246ZM24 209V208H23ZM25 209H27V207L25 208ZM32 209H33V207H32ZM97 209V208H96ZM95 209V210H96ZM161 208L159 207L156 211H159ZM167 210H165V215H167V216H165V217H162V220L164 219L165 220V222H166V224H168V223H170V224H173L176 228H177V231L181 234V236L183 237V245H184V247L187 249V251H188V253H189V255H190V258H191V262L193 263V264H203L205 261H204V256H205V254H206V251L208 250V249H210V248H207V247H211V244L210 245H206V243L204 242H202L203 244H205L206 246H205V249H207L206 251H205V253L203 252L204 251V249H202L204 246L203 245H200L201 244V242L199 243V238H197L196 236H194V235H196V233L195 234H193V233H191L192 231H190L189 229H193L194 230V228H193V224H192V226L188 229V227H189V225H187L185 222H184V220H183V217H182V215L181 214H179V213H176L175 211H173L172 210V208H166ZM217 209V208H216ZM242 209V208H241ZM244 209V208H243ZM257 209V208H256ZM29 210V209H28ZM57 210V209H56ZM98 210V209H97ZM152 210H154V209H152ZM223 210V209H222ZM229 210H231V209H229ZM234 210H235V208H234ZM17 211V210H16ZM22 211V210H21ZM34 211H36V209L34 210ZM61 211V210H60ZM162 211V210H161ZM247 211V210H246ZM38 212V211H37ZM70 212V211H69ZM96 212V211H95ZM94 212V213H95ZM97 212H99V211H97ZM96 212V213H97ZM148 212V211H147ZM221 212V211H220ZM30 213V212H29ZM34 213V212H33ZM59 213V212H58ZM150 213V212H149ZM152 213V212H151ZM160 213V212H159ZM68 214V213H67ZM249 214V213H248ZM254 214V213H253ZM9 217L8 218H11L12 220H14V221H16V223H17V225H16V227H17V229L19 228L20 230H21V232H23V233H25L26 235H30V231L27 229V225L25 224V222H24V220L21 218V217H17V216H15L12 212H8V214H7ZM29 215V214H28ZM31 215V214H30ZM42 215V214H41ZM52 215V214H51ZM71 215V214H70ZM246 215V214H245ZM257 215V214H256ZM36 216H37V214H36ZM35 216V217H36ZM59 216V215H58ZM57 216V217H58ZM186 216V215H185ZM28 217V216H27ZM37 217H39V216H37ZM54 217H56V216H54ZM60 217V216H59ZM66 217H67V215H66ZM158 217V216H157ZM161 217V216H160ZM159 217V218H160ZM187 217V216H186ZM65 218V217H64ZM203 218V217H202ZM254 218V217H253ZM3 219V218H2ZM5 219V218H4ZM38 219V218H37ZM37 219H35V221L37 220ZM46 219V218H45ZM59 219V218H58ZM97 219H98V217H97ZM28 220V219H27ZM99 220V219H98ZM189 220V219H188ZM246 220V219H245ZM253 220V219H252ZM251 220V221H252ZM64 221H66V219H64ZM71 221V220H70ZM159 221H160V219H159ZM191 221V220H190ZM190 221H186V222H190ZM40 222H41V220H40ZM62 222V221H61ZM158 222V221H157ZM1 223V222H0ZM11 223V222H10ZM57 223V222H56ZM63 223V222H62ZM68 223V222H67ZM67 223H66V225H67ZM102 223V222H101ZM153 223V222H152ZM200 223V222H199ZM64 224V223H63ZM195 224V223H194ZM243 224V223H242ZM12 225H13V223H12ZM15 225H13V226H15ZM159 225V224H158ZM191 225V224H190ZM201 225V224H200ZM253 225V224H252ZM7 226V225H6ZM61 226V225H60ZM74 226V225H73ZM172 226V225H171ZM255 226H257V225H255ZM168 227H170V226H168ZM195 227V226H194ZM211 227V226H210ZM3 228V227H2ZM11 228V227H10ZM31 228V227H30ZM102 228V227H101ZM199 228V227H198ZM13 229V228H12ZM15 229V228H14ZM206 229V228H205ZM212 229V228H211ZM255 229V228H254ZM253 229V230H254ZM6 230H7V227H6ZM20 230H19V233H20ZM204 230V229H203ZM206 230H208V229H206ZM213 230H215V228L213 229ZM258 230V229H257ZM60 231V230H59ZM71 231V230H70ZM111 231V230H110ZM118 231V230H117ZM170 231H171V229H170ZM197 231V230H196ZM7 232V231H6ZM6 232H4V233H6ZM61 232V231H60ZM66 232V231H65ZM73 232V231H72ZM257 232V231H256ZM255 232V233H256ZM260 232V231H259ZM113 233V232H112ZM202 233H203V231H202ZM217 233V232H216ZM258 233V232H257ZM263 233V232H262ZM49 234V233H48ZM68 234V233H67ZM66 234V236H69V234L67 235ZM117 234V233H116ZM198 234V233H197ZM261 234V233H260ZM21 235V237H22V234H20ZM201 235V234H200ZM205 235V234H204ZM61 236V235H60ZM109 236V235H108ZM124 236V235H123ZM259 236H261V235H259ZM23 237L25 238V236L23 235ZM27 237V236H26ZM51 237V236H50ZM70 237V236H69ZM73 237V236H72ZM121 237V236H120ZM178 237V236H177ZM205 237V236H204ZM203 237V238H204ZM263 237V236H262ZM27 238H29V237H27ZM27 238H25V239H27ZM85 238V237H84ZM108 239H109V237H107ZM212 238H214V236H212ZM218 238H220V237H218ZM259 238V237H258ZM2 239V238H1ZM10 239V238H9ZM9 239H7V240H9ZM12 239H14V238H12ZM19 239H21V238H19ZM18 239V240H19ZM30 239H32V238H30ZM35 239V238H34ZM33 239V240H34ZM69 239V238H68ZM67 239V240H68ZM75 239V238H74ZM76 239H78L77 237H76ZM117 239H119V238H117ZM264 239V238H263ZM23 240V239H22ZM28 240V239H27ZM64 240V239H63ZM62 240V241H63ZM106 240V239H105ZM121 240H122V238H121ZM207 240H208V236H207ZM217 239H215V242H216V244H218L217 243V241H216ZM29 241V240H28ZM79 241V240H78ZM88 241V240H87ZM111 241V240H110ZM114 241V240H113ZM212 241V240H211ZM258 241V240H257ZM16 242V241H15ZM19 242V241H18ZM26 242V241H25ZM60 242H61V240H60ZM65 242H67L66 240H65ZM71 242V241H70ZM70 242H68L67 244L68 245H66V247L68 246L69 248H70V250L72 251V253H71V251L69 250V248L67 247V249H68V253H67V255L69 254V252L71 253V257L69 258V256H68V259H69V261H71L73 264H74V262H75V264H78L77 262H80V264H102V263H100V262H102V260L100 261V259H97V261L95 260V259H92L90 256H88L87 257V259L85 258V256H86V254H84V255H82L83 253H80V252H77L76 254L75 253H73V250L71 249V248H74V250H75V247H73V246H75V244L74 243H72V244H74L73 246H72V244L70 243ZM118 242V241H117ZM214 242V241H213ZM219 242H221V241H219ZM1 243V242H0ZM3 243H4V241H3ZM7 243V242H6ZM17 243V242H16ZM20 243V242H19ZM30 243V242H29ZM33 243V242H32ZM39 243V242H38ZM37 243V244H38ZM119 243V242H118ZM128 243V242H127ZM41 244H43V243H41ZM108 244V243H107ZM117 244V243H116ZM122 244V243H121ZM207 244H209V240H208V243ZM220 244V243H219ZM258 244V243H257ZM2 245V244H1ZM16 245V244H15ZM17 245H20V244H17ZM23 245V244H22ZM25 245H26V243H25ZM28 245V244H27ZM26 245V246H27ZM60 245V244H59ZM128 245V244H127ZM24 246V245H23ZM34 246V245H33ZM40 246V245H39ZM58 246V245H57ZM63 246H64V244H63ZM77 246V248H78V245H76ZM117 246V245H116ZM181 246V245H180ZM203 246V247H202ZM212 246H213V244H212ZM217 246V245H216ZM18 247V246H17ZM21 247V246H20ZM28 247V246H27ZM27 247H26V249H27ZM65 247V248H66ZM111 247V246H110ZM122 247V246H121ZM263 247V246H262ZM105 248V247H104ZM212 249H214L215 248V246H214V248L213 247H211ZM13 249V248H12ZM21 249H22V247H21ZM45 249V248H44ZM107 249V248H106ZM211 249V251H213ZM8 250V249H7ZM11 250V249H10ZM23 250V249H22ZM37 250V249H36ZM36 250H35V252H36ZM61 250V249H60ZM109 250V249H108ZM122 250V249H121ZM216 251H218L217 249H215ZM18 251V250H17ZM26 251V250H25ZM42 251V250H41ZM44 251V250H43ZM65 251H66V249H65ZM77 251V250H76ZM79 251V250H78ZM108 252V251H107ZM220 252V251H219ZM30 253V252H29ZM92 253V252H91ZM117 253V252H116ZM119 253H122V252H119ZM130 253V252H129ZM207 253H208V251H207ZM210 253H212V252H210L209 251V254ZM41 254V253H40ZM43 254V253H42ZM115 253H113V255H114ZM34 255H36V254H34ZM70 255V254H69ZM121 255H123V253L121 254ZM213 255V254H212ZM17 256V255H16ZM115 256L117 257V255L115 254ZM206 256H207V254H206ZM210 256H211V254H210ZM214 256H217V252H215V255ZM15 257V256H14ZM44 257V256H43ZM43 257H42V259H43ZM49 257V256H48ZM59 257H61V256H58V258ZM63 257V256H62ZM59 258V261L58 262H60V259H62V262H61V264H64L65 262H66V260L64 259V258ZM92 257H93V254H92ZM95 257V256H94ZM113 257V256H112ZM124 257H126V256H122V258L121 259H123ZM137 257V256H136ZM211 257H213V256H211ZM218 257V256H217ZM220 257V256H219ZM66 258V257H65ZM115 258V257H114ZM209 258V257H208ZM40 259V258H39ZM65 261H64V260ZM102 259V258H101ZM106 259V258H105ZM210 259V258H209ZM263 259V258H262ZM33 260V259H32ZM45 260V259H44ZM100 262H99V261ZM111 260V259H110ZM128 260V259H127ZM206 260H207V257H206ZM12 260H10V262H11ZM22 261V260H21ZM27 261V260H26ZM48 261V260H47ZM56 261V262H57ZM121 260L120 259H117V258H115V259H113V260H111L110 262H111V264H122L121 262H120ZM208 262L210 261V260H207ZM212 261V260H211ZM218 261V260H217ZM10 262H9V264H10ZM68 262V261H67ZM123 262V261H122ZM133 262V261H132ZM213 262V261H212ZM3 263V262H2ZM36 263H37V260H36ZM50 263V262H49ZM107 263V262H106ZM218 263V262H217ZM25 264V263H24ZM31 264V263H30ZM45 264V263H44ZM59 264V263H58ZM109 264V263H108ZM124 264V263H123ZM206 264V263H205Z\"/></svg>",
    "mask_w": 264,
    "mask_h": 264
}]
</instances>
